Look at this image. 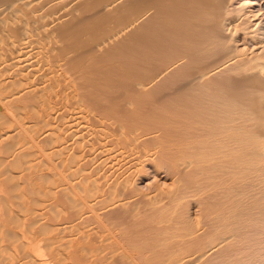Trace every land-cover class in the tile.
<instances>
[{"label":"rangeland","instance_id":"1","mask_svg":"<svg viewBox=\"0 0 264 264\" xmlns=\"http://www.w3.org/2000/svg\"><path fill=\"white\" fill-rule=\"evenodd\" d=\"M65 1L0 5V264H264V0Z\"/></svg>","mask_w":264,"mask_h":264},{"label":"bare ground","instance_id":"2","mask_svg":"<svg viewBox=\"0 0 264 264\" xmlns=\"http://www.w3.org/2000/svg\"><path fill=\"white\" fill-rule=\"evenodd\" d=\"M9 1H12V0H0V5H1V4L3 5V4H5V3L9 2ZM38 1H40V0H38ZM42 1H43V0H42ZM66 1H68V0H66ZM66 1H65V2H66ZM88 1H90V0H88ZM19 2H20V1H19ZM79 2H80V1H79ZM36 3H37V2H36ZM45 3H46V2H45ZM45 3H44V4H45ZM53 3H54V2H53ZM76 3H77V2H76ZM93 3H94V2H93ZM108 3H109V2H108ZM113 3H114V2H113ZM18 4H20V3H18ZM39 4H42V3H39ZM64 4H65V3H64ZM82 4H85V3L82 2ZM90 4H91L90 2L87 3V1H86V4H85V5H83V6L80 5V6H81V8L83 7V9H84V11H85V9H87L88 7L90 8V6H91ZM121 4H123V3H121ZM121 4H120V5H121ZM22 5H23V8H24V4H22ZM45 5H46V4H45ZM54 5H55V4H54ZM72 5H73V4H72ZM72 5H71V6H72ZM109 5H110V4H109ZM27 6H28V5H27ZM29 6H30V5H29ZM48 6H49V5H48ZM52 6H53V5H52ZM78 6H79V5H78ZM113 6H114V5H113ZM117 6H118V5H117ZM18 7H19V6H18ZM25 7H26V5H25ZM40 7H41V6H40ZM57 7L59 8V6H57ZM74 7H75V6H74ZM20 8H21V6H20ZM26 8H27V7H26ZM28 8H29V7H28ZM58 8H57V9H58ZM71 8H72V7H71ZM116 8H117V7H116ZM227 8H228V7H227ZM31 9H32V8H31ZM33 9H35V8H33ZM46 9H47V8H46ZM49 9H50V8H49ZM54 9H56V8L54 7ZM61 9H62V8H61ZM72 9H74V8H72ZM83 9H81V10H83ZM68 10H69V9H68ZM90 10H91V9H90ZM102 10H103V8H102ZM233 10H234V9H233ZM261 10H262V9H261ZM26 11H27V10H26ZM39 11H40V9H39ZM53 11H54V10H53ZM78 11H79V10H78ZM263 11H264V10H263ZM21 12H22V11H21ZM230 12H231V11H230ZM232 12H233V11H232ZM235 12H236V11H235ZM28 13H29V12H28ZM240 13H241V12H240ZM255 13H256V12H255ZM255 13H254V14H255ZM45 14H46V13H45ZM252 14H253V13H252ZM258 14H259V13H258ZM262 14H264V13H262ZM1 15H2V14H1ZM26 15H28V14H26ZM256 15H257V13H256ZM35 16H36V15H35ZM186 16H187V15H186ZM197 16H198V15H197ZM254 16H255V15H254ZM27 17H28V16H27ZM41 17H42V16H41ZM262 17H264V15H263ZM21 18H22V17H21ZM31 18H32V17H31ZM235 18H236V17H235ZM257 18H258V17H257ZM29 19H30V18H29ZM249 19H250V18H249ZM260 19H261V18H260ZM262 19H263V18H262ZM21 20H22V19H21ZM25 20H26V19H25ZM44 20H46V19H44ZM186 21H187V20H186ZM19 23H20V22H19ZM29 25H30V24H29ZM237 25H239V23H238ZM224 26H225V25H224ZM228 26H229V25H228ZM14 28H15V27H14ZM20 28H21V27H20ZM20 28H19V29H20ZM237 28H238V27H237ZM17 29H18V28H17ZM52 29H53V28H52ZM16 31H17V30H16ZM12 32H13V31H12ZM17 32H18V31H17ZM15 33H16V32H15ZM15 33L13 32L12 34H15ZM80 37H81V36H80ZM80 37H79V38H80ZM12 38H13V37H12ZM250 39H251V38H250ZM9 40H10V39H9ZM12 40H13V39H12ZM81 40H82V39H81ZM73 41H74V40H73ZM0 48H1V47H0ZM2 48H3V47H2ZM18 48H19V47H18ZM66 49H67V48H66ZM261 49H262V48H261ZM2 50H3V49H2ZM2 50H1V51H2ZM4 50H5V49H4ZM5 51H7V49H6ZM16 51H17V50H16ZM68 51H69V50H68ZM2 52H3V51H2ZM92 61H93V60H92ZM93 63H94V62H93ZM99 63H101V61H100ZM102 63H103V62H102ZM105 64H106V63H105ZM91 65H93V64H91ZM85 67H86V65H85ZM88 67H89V66H88ZM96 67H97V66H96ZM91 68H92V67H91ZM85 69H86V68H85ZM88 69H89V68H88ZM219 69H220V68H219ZM92 70H93V69H92ZM222 70H223V68H222ZM74 71H75V70H74ZM76 71H77V70H76ZM85 71H87V69H86ZM85 71H84V72H85ZM90 71H91V70H90ZM217 71H218V70H217ZM77 72H78V71H77ZM82 72H83V69H82ZM97 72H98V71H97ZM102 72H103V71H102ZM106 72H107V71H106ZM114 72H115V71H114ZM78 73H79V72H78ZM84 74H85V73H84ZM84 74H83V76L85 77ZM102 74H104V73H102ZM102 74H101V75H102ZM105 74H106V73H105ZM111 74H112V73H111ZM211 74H212V73H211ZM76 75H77V74H76ZM78 75H79V74H78ZM81 75H82V74H81ZM79 76H80V75H79ZM79 76H77V77H79ZM83 76H82V77L80 76L81 79H83ZM87 76H88V75H87ZM90 76H91V75H90ZM117 76H118V75H117ZM211 76H212V75H211ZM86 78H88V77H86ZM86 78H85V79H86ZM91 78H92V77H91ZM98 78H99V76L97 77V79H98ZM101 78H102V77H101ZM210 78H211V77H210ZM78 80H80V79H78ZM78 80H77V81H78ZM94 80H95V79H94ZM99 80H100V79H99ZM75 81H76V80H75ZM80 81H81V80H80ZM82 81H83V83H85V82H84V79H83ZM86 82H87V81H86ZM98 82H99V81H98ZM208 85H209V84H208ZM100 86H101V84H100ZM3 87H4V86H3ZM102 88H104V87H102ZM108 88H109V87H108ZM81 89H82V88H81ZM85 89H86V88H85ZM103 90H104V89H103ZM83 91H84V90H83ZM52 92H53V90H52ZM218 92H219V91H218ZM64 93H65V92H64ZM99 93H100V92H99ZM26 94H27V93H26ZM26 94H25V95H26ZM78 94H79V93H78ZM4 95H5V94H4ZM21 95H22V94H21ZM215 95H216V94H215ZM215 95H214V96H215ZM208 96H209V95H207V97H208ZM25 97H26V96H25ZM26 98H27V97H26ZM85 98H86V97H85ZM7 99H8V98H7ZM12 99H13V100H14V99L17 100V98H15V97L12 98ZM21 99H22V98H20V102L23 100V99H22V100H21ZM208 99H209V97H208ZM3 100H4V99H3ZM8 100H10V99H8ZM8 100H7V101H8ZM5 101H6V100H5ZM7 101H6V102H7ZM23 101H25V100H23ZM0 102H1V101H0ZM11 102L15 103L14 101H10V102L8 103V105L5 106V108H6L7 106H8L7 108H10V104H11ZM17 102H18V100L16 101V103H17ZM29 102H30V101H29ZM107 102H108V101H107ZM2 103H3V102H2ZM2 103H1V104H2ZM26 103H27V102H26ZM5 104H6V103H5ZM5 104H2V105H5ZM20 104H21V103H20ZM11 105H12V104H11ZM207 107H208V106H207ZM71 109H72V108H71ZM80 110H81V109H80ZM205 110H206V109H205ZM190 114H191V113H190ZM27 243H28V242H27Z\"/></svg>","mask_w":264,"mask_h":264}]
</instances>
